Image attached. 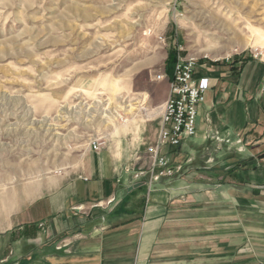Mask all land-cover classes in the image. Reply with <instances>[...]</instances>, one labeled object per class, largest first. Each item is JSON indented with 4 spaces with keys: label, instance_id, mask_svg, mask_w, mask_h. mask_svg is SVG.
Masks as SVG:
<instances>
[{
    "label": "rangeland",
    "instance_id": "1",
    "mask_svg": "<svg viewBox=\"0 0 264 264\" xmlns=\"http://www.w3.org/2000/svg\"><path fill=\"white\" fill-rule=\"evenodd\" d=\"M172 50L198 67L236 55L261 66L264 0H0V202L68 172L143 103L163 105L170 86L154 75ZM241 135H211L195 165L184 163L180 176L204 181L188 193L204 202L176 220L148 264H264V121ZM200 141L188 137L183 149ZM219 182L230 184L225 208L214 203Z\"/></svg>",
    "mask_w": 264,
    "mask_h": 264
},
{
    "label": "crops",
    "instance_id": "2",
    "mask_svg": "<svg viewBox=\"0 0 264 264\" xmlns=\"http://www.w3.org/2000/svg\"><path fill=\"white\" fill-rule=\"evenodd\" d=\"M254 61L197 66L195 79L210 82L197 122L201 141L192 153L182 144L166 147L175 162L195 165L194 155L210 142L209 136L236 140L247 124L264 121V64L253 67ZM158 73L169 75L166 67ZM161 80L169 84L168 78ZM147 109L143 103L132 120L123 118L126 123L114 126L100 150L90 145L68 172L50 176L42 185L27 183L18 202H0V264H148L159 240L180 229L176 220L189 217L194 202H204L188 193L204 181L178 175L149 189L146 179L134 180L127 172L159 132L164 103ZM153 114L159 118L156 128L147 122ZM237 169L227 173L235 175ZM214 185V203L225 208L223 192L230 184Z\"/></svg>",
    "mask_w": 264,
    "mask_h": 264
},
{
    "label": "built area",
    "instance_id": "3",
    "mask_svg": "<svg viewBox=\"0 0 264 264\" xmlns=\"http://www.w3.org/2000/svg\"><path fill=\"white\" fill-rule=\"evenodd\" d=\"M197 66L198 59L194 55L178 50L172 75H154L157 80L168 78L170 86L159 132L156 139L146 146L145 153L136 155L135 160L139 164H130L126 169L134 180L146 179L149 189L162 178L180 175L184 171L185 164L175 162L164 150L166 147L180 146L185 139L197 133L200 107L206 101L210 89L208 78L195 79ZM103 144V141L96 139L90 143L94 150H100Z\"/></svg>",
    "mask_w": 264,
    "mask_h": 264
},
{
    "label": "trees",
    "instance_id": "4",
    "mask_svg": "<svg viewBox=\"0 0 264 264\" xmlns=\"http://www.w3.org/2000/svg\"><path fill=\"white\" fill-rule=\"evenodd\" d=\"M176 56H177V51H176V50H172V51L170 52L169 56H168L169 58H168L167 63H166V68H167V72H168L169 76L172 75V73H173L172 69H173V66H174L175 61H176ZM252 57H253V56H252ZM249 59H250V58H247V57H246V59H243L242 57L236 55V56L234 57V59H233L232 64H236V63H238V62H241V63H242V66H243V65L246 63V61L249 60ZM212 64H217V65H219V64H221V63H218V62H212ZM237 165H238L237 163L233 164L232 167H231L230 169H228V173L233 172L234 169L237 167Z\"/></svg>",
    "mask_w": 264,
    "mask_h": 264
}]
</instances>
